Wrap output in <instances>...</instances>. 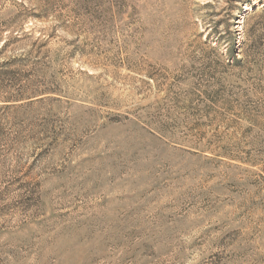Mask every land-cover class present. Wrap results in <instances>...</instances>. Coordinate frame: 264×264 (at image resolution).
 I'll return each mask as SVG.
<instances>
[{"label":"rangeland","instance_id":"obj_1","mask_svg":"<svg viewBox=\"0 0 264 264\" xmlns=\"http://www.w3.org/2000/svg\"><path fill=\"white\" fill-rule=\"evenodd\" d=\"M0 264H264V0H0Z\"/></svg>","mask_w":264,"mask_h":264},{"label":"trees","instance_id":"obj_2","mask_svg":"<svg viewBox=\"0 0 264 264\" xmlns=\"http://www.w3.org/2000/svg\"><path fill=\"white\" fill-rule=\"evenodd\" d=\"M233 59L236 60V61H239L240 59L238 58H235L234 55H232Z\"/></svg>","mask_w":264,"mask_h":264}]
</instances>
